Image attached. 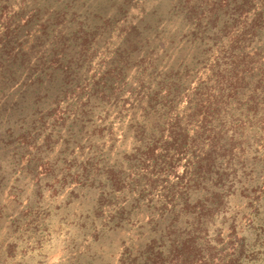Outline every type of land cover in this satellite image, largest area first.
<instances>
[{
	"label": "trees",
	"instance_id": "1",
	"mask_svg": "<svg viewBox=\"0 0 264 264\" xmlns=\"http://www.w3.org/2000/svg\"><path fill=\"white\" fill-rule=\"evenodd\" d=\"M253 7L252 0H184L179 9L184 11V21L194 23L191 41L196 49L189 58L179 55L183 59L180 66L172 63L166 71H158L163 61L159 54L138 59L143 49L141 30L136 31L137 37L124 38L106 62V70L89 86L81 82L86 65L81 50L87 51L93 38L89 30L73 33L79 38L75 52L71 47L76 43L70 45V38L63 40L61 51L57 47L52 60L39 65L38 83L60 82L62 94L86 97L80 102L79 115L67 126L71 135L67 141L73 138L79 143L91 122L92 100L117 102L114 97L128 86L127 71L132 66L139 67L140 77L154 76L149 82L140 80L125 100V105L132 98L133 105L142 106L140 118L129 124L134 135L131 149L122 156L118 151L112 161L98 149L78 166L62 154L67 176L54 179L63 184L69 176L81 187L101 191L97 209L111 192L127 188L136 193L131 207L137 209L142 202L151 218L147 242L129 264L264 261V189L257 181L263 168L257 172L256 166L264 164V46L255 52L246 50L257 38L262 39L264 1L251 13ZM32 21L31 16L25 25ZM224 37L226 44L217 48ZM173 42L161 44L164 55L168 43ZM209 53L212 63L206 80L194 83L192 72ZM56 114L61 123L67 118L65 112L57 110ZM37 120L42 126L45 118ZM35 129L28 127L21 134L27 148L32 146ZM90 134L102 138L104 124L93 126ZM87 143L90 149L94 147L92 140ZM43 144L48 150V141ZM34 148L36 157L42 149ZM34 157L31 161L37 167L46 166ZM183 158L184 171L169 180L168 173L172 174ZM57 160L49 165L51 175L60 158ZM118 225L116 222L114 227ZM223 228H228L226 237Z\"/></svg>",
	"mask_w": 264,
	"mask_h": 264
},
{
	"label": "rangeland",
	"instance_id": "2",
	"mask_svg": "<svg viewBox=\"0 0 264 264\" xmlns=\"http://www.w3.org/2000/svg\"><path fill=\"white\" fill-rule=\"evenodd\" d=\"M183 1L0 0V264H129V259L145 246L151 214L142 202L137 209L131 207L136 193L127 188L111 192L97 209L101 191L81 187L70 181L69 176V181L63 184L54 179L67 176L62 154L78 166L98 149L109 154L111 161L118 156V151L122 156L131 149L134 135L129 124L140 118L142 106L133 105L132 98L125 105V100L140 80L149 82L154 76L140 77L139 67L132 66L127 71L128 86L114 97L117 102L92 100L91 122L79 143L73 138L67 141L71 136L67 126L79 115L80 102L86 97L62 94L60 82L38 83L37 70L45 60V64L52 60L54 49L58 47L61 51L63 40L68 42L70 38V45L76 43L71 49L77 50L79 38L73 36L77 29L89 30L93 36L87 51L84 47L81 50L86 57V65L81 70L84 86H89L106 70V62L112 59L115 49L128 35L137 37V30H141L139 40L143 45L138 59L159 54L163 61L158 71H166L172 63L178 67L183 60L178 56L189 58L196 49L195 42L191 41L194 23L184 21V11L179 9ZM263 1L252 0L251 13ZM31 16L33 21L25 25ZM261 38L246 50L255 52L264 46V33ZM170 39L174 42L168 43L164 55L161 44ZM226 42L224 37L217 48ZM211 54L192 72L194 83L206 80ZM57 110L67 113L62 123L54 115ZM39 116L45 118L42 126L37 120ZM101 124L105 126V135L92 136V127ZM28 127L36 128L30 148L22 144L21 138ZM46 140L48 150L43 146ZM88 140L94 144L92 149L88 147ZM35 146L42 149L36 157ZM33 157L46 166L37 167L31 161ZM58 158L51 175L49 165ZM185 163L183 158L173 173H168L169 180L184 171ZM256 166L257 172L263 168L257 181L264 189V164ZM116 222L119 225L114 227ZM218 227L219 224L214 229ZM222 232L226 237L228 228ZM250 264H264V261L259 259Z\"/></svg>",
	"mask_w": 264,
	"mask_h": 264
}]
</instances>
